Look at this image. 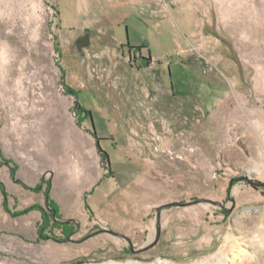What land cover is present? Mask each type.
Here are the masks:
<instances>
[{
    "label": "rangeland",
    "instance_id": "rangeland-1",
    "mask_svg": "<svg viewBox=\"0 0 264 264\" xmlns=\"http://www.w3.org/2000/svg\"><path fill=\"white\" fill-rule=\"evenodd\" d=\"M154 3L148 31L141 5L115 30L156 58L129 49L131 67H154L143 94L101 54L114 46L100 12L89 28L63 0H0V264H223L239 245L243 264H264V0ZM2 159L15 179L31 161L42 171L14 190ZM197 199L164 208L158 243L136 252L157 207Z\"/></svg>",
    "mask_w": 264,
    "mask_h": 264
},
{
    "label": "crops",
    "instance_id": "crops-1",
    "mask_svg": "<svg viewBox=\"0 0 264 264\" xmlns=\"http://www.w3.org/2000/svg\"><path fill=\"white\" fill-rule=\"evenodd\" d=\"M64 3L68 6V12L71 11L72 14L75 15H83L84 17H90V20H87V24L89 25V28L94 26V24L97 22V19L94 15H96L98 12H100L101 17L103 18L105 22V29L103 31V35L107 36V39H111V44L114 46L112 50L109 48L101 49V54L105 56L106 60L114 62L115 59L119 60L121 66L123 69L129 73V75H132L133 81L137 84L136 89L138 91L141 90L143 94H148V84L150 82V79L153 77L152 73L153 70L152 65H146V60H139L136 63V67H131L129 63L127 62V58L129 55V47H144L143 50L150 54L151 60L154 62L156 59L151 52L150 46L148 45V41L145 43L143 42H134L132 46H130V42H126V45L123 46V39L119 38L118 35L115 33V30L118 28L124 27L126 24L131 25L130 19H133L134 15H137L138 12L136 11V8L138 6H142L140 8L139 12H143L142 14V20H139V23L147 29H149L150 25V16L156 15V6L154 1L155 0H63ZM165 1V0H163ZM185 10L193 9V6H190L188 4L184 5ZM165 11V12H164ZM163 12L166 16V21H171V13L166 12V8ZM148 14V17L146 16ZM196 14V13H195ZM77 16V17H79ZM146 16V17H145ZM155 19V16H154ZM186 23H190L191 27L188 29L190 31H193V35H198V29L200 28V36L202 35V29H203V21L200 20L198 25L197 16L192 14H187L185 16ZM89 22V23H88ZM196 22V23H195ZM88 25H85L86 28H88ZM195 26V27H194ZM134 30H139L137 26L133 27ZM116 47V49H115ZM116 56V58H115ZM121 58V59H120ZM205 75V73H202ZM206 76V75H205ZM124 91L126 92V88L123 87ZM13 138L10 139V147L13 145ZM8 149V147H7ZM38 155V153H37ZM33 154V158H34ZM11 161L10 159H8ZM12 162V161H11ZM13 163L10 165H4L6 172V179L8 182H11L13 184L14 190H19V183H31L33 182L36 177H38L39 173L42 171L41 165L38 161H31L30 164H27L26 167L20 168V179L19 183H15L12 179L11 171L10 169L13 167ZM69 169V168H68ZM28 172L31 174L28 175ZM34 225V223H33ZM33 238V237H32Z\"/></svg>",
    "mask_w": 264,
    "mask_h": 264
},
{
    "label": "water",
    "instance_id": "water-1",
    "mask_svg": "<svg viewBox=\"0 0 264 264\" xmlns=\"http://www.w3.org/2000/svg\"><path fill=\"white\" fill-rule=\"evenodd\" d=\"M247 179V178H245ZM15 183H19V180L15 179L14 180ZM251 184L255 185V186H263L262 183H253L250 181ZM205 200L204 199H197L196 201H193V202H189V203H171V204H167V205H162L160 207H157L156 208V237L155 239L147 246L145 247L144 249L142 250H139V251H136V252H142V251H145V250H148L149 248H152L154 247L158 241H159V238H160V234H161V224H160V215H161V212L164 208H167V207H171V206H179V207H185V206H190V205H193V204H198V203H201V202H204ZM64 223H72L76 226V229L78 230L79 229V223H77L75 220L73 219H69L67 221H64ZM107 233L110 234L111 236H114L116 238H122L124 239L125 241H127L130 249L132 252H135V250L133 249V244H132V241L129 237H127L126 235L124 234H121L119 232H115L113 230H110V229H106ZM92 237V235H89L87 237H85L84 240L88 239Z\"/></svg>",
    "mask_w": 264,
    "mask_h": 264
},
{
    "label": "bare ground",
    "instance_id": "bare-ground-1",
    "mask_svg": "<svg viewBox=\"0 0 264 264\" xmlns=\"http://www.w3.org/2000/svg\"><path fill=\"white\" fill-rule=\"evenodd\" d=\"M259 150H261V147H258L257 148V151H259ZM261 152V151H260ZM258 159V162H259V160L260 159H264V152H261L260 154H259V158H257ZM249 212H251L249 209H246V210H244V211H242V215H244V214H247V213H249ZM23 221V220H22ZM22 226V225H21ZM28 227L26 226V229H27ZM246 253H245V251L240 247V245H239V250H238V252H235V253H232L231 254V256H230V258H229V260H226V256L224 255V258L222 259H220L221 260V262L223 261L224 263L223 264H243V262H244V259H246L245 257H246V255H245ZM243 257V258H242Z\"/></svg>",
    "mask_w": 264,
    "mask_h": 264
},
{
    "label": "trees",
    "instance_id": "trees-1",
    "mask_svg": "<svg viewBox=\"0 0 264 264\" xmlns=\"http://www.w3.org/2000/svg\"><path fill=\"white\" fill-rule=\"evenodd\" d=\"M134 48H136V49H138V50H141V49H143L144 47H140V46H139V47H129V49H134ZM69 93L75 95V92H73V91H69ZM88 113H89V112H87V114H88ZM103 157L106 159V156H105V155H104ZM2 161L4 162L5 165H10V164L12 163L11 161H9V160H5V159H2ZM10 171H11V175H12L13 179H15L14 174H15L16 170H15V166H14V165H13V167L10 169ZM19 184H21L25 189H29V188H27L25 185H23L22 183H19ZM0 190H1V193L3 194L4 199H6L7 194H6V192H5V189H4V186H3L2 183H0ZM33 190H39V187H38V188H35V189H33ZM51 210H52V212H55V215H54V216H53V214H51V216L54 218V220H53L54 223L56 222L57 225L62 226V224L59 222L60 219L56 218L57 209H56V208H52ZM61 230H63V229H61Z\"/></svg>",
    "mask_w": 264,
    "mask_h": 264
},
{
    "label": "flooded vegetation",
    "instance_id": "flooded-vegetation-1",
    "mask_svg": "<svg viewBox=\"0 0 264 264\" xmlns=\"http://www.w3.org/2000/svg\"><path fill=\"white\" fill-rule=\"evenodd\" d=\"M130 55H131V53L128 55V60H129ZM128 63H129V62H128ZM130 65H131V64H130ZM59 222L62 224L63 227H68L70 224L72 225V223H68V224H67V223H64V221H59ZM71 225H70V226H71ZM73 225H74V224H73ZM69 232H70V231H69Z\"/></svg>",
    "mask_w": 264,
    "mask_h": 264
},
{
    "label": "built area",
    "instance_id": "built-area-1",
    "mask_svg": "<svg viewBox=\"0 0 264 264\" xmlns=\"http://www.w3.org/2000/svg\"><path fill=\"white\" fill-rule=\"evenodd\" d=\"M139 54H140L139 52L138 53H135V57L136 58H139Z\"/></svg>",
    "mask_w": 264,
    "mask_h": 264
}]
</instances>
